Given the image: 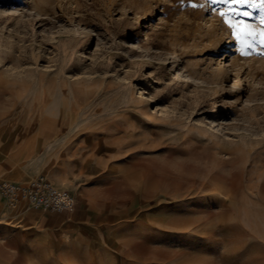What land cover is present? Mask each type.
<instances>
[{
  "label": "rangeland",
  "instance_id": "374dc122",
  "mask_svg": "<svg viewBox=\"0 0 264 264\" xmlns=\"http://www.w3.org/2000/svg\"><path fill=\"white\" fill-rule=\"evenodd\" d=\"M262 3L0 0V181L77 204L0 264H264Z\"/></svg>",
  "mask_w": 264,
  "mask_h": 264
},
{
  "label": "built area",
  "instance_id": "2783aa9c",
  "mask_svg": "<svg viewBox=\"0 0 264 264\" xmlns=\"http://www.w3.org/2000/svg\"><path fill=\"white\" fill-rule=\"evenodd\" d=\"M0 197L12 209L27 205L43 213L65 215H70L76 210L74 195L54 185L42 175L24 182L1 180Z\"/></svg>",
  "mask_w": 264,
  "mask_h": 264
},
{
  "label": "crops",
  "instance_id": "0c3cea01",
  "mask_svg": "<svg viewBox=\"0 0 264 264\" xmlns=\"http://www.w3.org/2000/svg\"><path fill=\"white\" fill-rule=\"evenodd\" d=\"M22 162V160L20 161ZM20 166L17 165V167ZM7 170V160L4 161L3 165H0V178L5 176V171ZM9 181H14V182H24V181H16V180H9ZM55 185V184H54ZM73 194V193H72ZM24 208H29L27 205H20L19 207H17L16 209L13 210H8V207L5 203V201L0 197V258L3 257H7L5 254L6 250H7V213H12V215L14 216H21L22 215V210ZM31 211L38 213V214H43L46 215V217L43 218H35V219H31L28 216L24 217V221L26 223H24L23 225H42L43 222H46L54 225L55 226H68L69 225V221L71 220V216L77 211V204H76V210L74 211V213L70 214V215H65V214H51V213H43L40 211H36L34 209H31ZM44 219V221H43ZM43 221V222H42ZM5 244V245H4Z\"/></svg>",
  "mask_w": 264,
  "mask_h": 264
},
{
  "label": "snow or ice",
  "instance_id": "6c2138e0",
  "mask_svg": "<svg viewBox=\"0 0 264 264\" xmlns=\"http://www.w3.org/2000/svg\"><path fill=\"white\" fill-rule=\"evenodd\" d=\"M210 2L215 3L216 0H210ZM248 0H230L232 4H244L247 3ZM254 7L257 5H253ZM259 7L264 8V3L260 4ZM243 15L247 16L249 13L245 12ZM220 16L224 17V23L228 25L229 28L233 29V35L236 39L241 43L244 47H251V43L249 41L254 42L259 36L260 42L264 44V30L257 33L249 24L240 21L238 24L233 23L229 18L226 12L221 11ZM261 25H264V15H262L260 20ZM243 52V48L241 49ZM246 54V53H244Z\"/></svg>",
  "mask_w": 264,
  "mask_h": 264
},
{
  "label": "bare ground",
  "instance_id": "6f19581e",
  "mask_svg": "<svg viewBox=\"0 0 264 264\" xmlns=\"http://www.w3.org/2000/svg\"><path fill=\"white\" fill-rule=\"evenodd\" d=\"M195 75V73L194 74H191V76L193 77Z\"/></svg>",
  "mask_w": 264,
  "mask_h": 264
}]
</instances>
